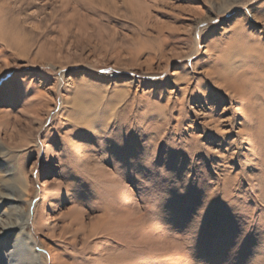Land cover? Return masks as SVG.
Returning <instances> with one entry per match:
<instances>
[{
	"label": "rangeland",
	"instance_id": "obj_1",
	"mask_svg": "<svg viewBox=\"0 0 264 264\" xmlns=\"http://www.w3.org/2000/svg\"><path fill=\"white\" fill-rule=\"evenodd\" d=\"M49 255L264 264V0H0V264Z\"/></svg>",
	"mask_w": 264,
	"mask_h": 264
},
{
	"label": "bare ground",
	"instance_id": "obj_2",
	"mask_svg": "<svg viewBox=\"0 0 264 264\" xmlns=\"http://www.w3.org/2000/svg\"><path fill=\"white\" fill-rule=\"evenodd\" d=\"M49 246V245H48ZM51 251V250H50ZM50 251L48 250V252H49V254H51L50 253ZM53 253V252H52ZM57 254V253H56ZM50 256V260H52L53 259V261H52V263L51 264H58V259H57V257H55L54 255H49ZM57 256V255H56Z\"/></svg>",
	"mask_w": 264,
	"mask_h": 264
},
{
	"label": "snow or ice",
	"instance_id": "obj_3",
	"mask_svg": "<svg viewBox=\"0 0 264 264\" xmlns=\"http://www.w3.org/2000/svg\"><path fill=\"white\" fill-rule=\"evenodd\" d=\"M169 246H171V245H169Z\"/></svg>",
	"mask_w": 264,
	"mask_h": 264
}]
</instances>
